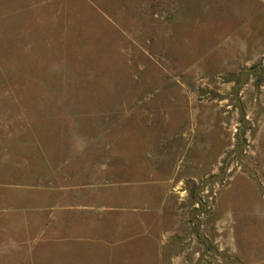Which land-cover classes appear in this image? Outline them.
<instances>
[{
    "label": "rangeland",
    "instance_id": "rangeland-1",
    "mask_svg": "<svg viewBox=\"0 0 264 264\" xmlns=\"http://www.w3.org/2000/svg\"><path fill=\"white\" fill-rule=\"evenodd\" d=\"M0 264H264V0H0Z\"/></svg>",
    "mask_w": 264,
    "mask_h": 264
}]
</instances>
